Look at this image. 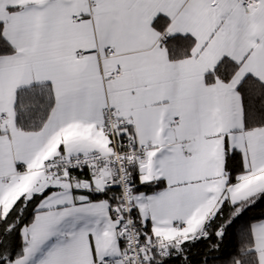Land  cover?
Segmentation results:
<instances>
[{
	"label": "snow or ice",
	"instance_id": "6c2138e0",
	"mask_svg": "<svg viewBox=\"0 0 264 264\" xmlns=\"http://www.w3.org/2000/svg\"><path fill=\"white\" fill-rule=\"evenodd\" d=\"M0 264H264V0H0Z\"/></svg>",
	"mask_w": 264,
	"mask_h": 264
},
{
	"label": "trees",
	"instance_id": "16d2710c",
	"mask_svg": "<svg viewBox=\"0 0 264 264\" xmlns=\"http://www.w3.org/2000/svg\"><path fill=\"white\" fill-rule=\"evenodd\" d=\"M236 243L235 236H229L228 240L225 242V252L232 251Z\"/></svg>",
	"mask_w": 264,
	"mask_h": 264
}]
</instances>
